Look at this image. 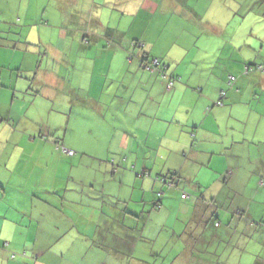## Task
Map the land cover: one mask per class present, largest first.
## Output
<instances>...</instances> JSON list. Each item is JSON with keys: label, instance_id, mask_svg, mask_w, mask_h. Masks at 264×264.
<instances>
[{"label": "crops", "instance_id": "crops-1", "mask_svg": "<svg viewBox=\"0 0 264 264\" xmlns=\"http://www.w3.org/2000/svg\"><path fill=\"white\" fill-rule=\"evenodd\" d=\"M16 1L17 7L12 5L10 10L0 6V18L6 19L9 14L12 24L21 27L16 40L24 42L8 41L25 44V49H28L25 39H29L33 29L38 28V38L42 43H48L50 36L47 37L46 34L47 41L44 42L45 31L42 28L45 27L48 33V28L51 27V35L52 28L58 27L57 23L80 24L92 10L84 8L89 0ZM47 1L54 6L47 5ZM165 1L166 5L161 0H116L121 9L126 10L132 6L138 11H144L145 16H154L160 8L165 13L171 12L180 19L184 16L190 21L188 35L185 37L187 42L181 44L176 41L174 45L183 48L189 46L190 52L197 49L196 60L201 56V48L209 49L211 56L202 63L203 68H190V82L188 70H181L180 67L173 66V63L164 61L167 65V78L173 67V73L178 77L173 85H166L169 90L167 92H177L181 87L189 89L181 83L188 82L192 89L200 93V100L189 102L184 109L174 108V113L169 115L164 109L161 111V106L153 105L151 110L145 112V115L150 116L148 121L135 125L131 132L122 130L114 136V144L118 140L121 147L119 153H124L117 155L123 156L122 164L126 167L119 164L121 161L116 157L112 161L104 157V165H97V169H94L97 166H92V174L86 176L88 174L82 168L77 169L74 164L77 152L68 165L64 164L66 153L54 149L55 153L52 155L45 154V151H50L44 147L39 149L40 153L37 155L39 164L5 169L4 173H8L7 175L12 176L16 172L19 185L25 187L26 192L19 190L18 195L31 202L35 201L37 205L28 213V224L22 226L25 229H20L12 236L14 238L3 236L10 229L0 231V264H152L153 262H148L152 257H155V264H264V255H261L264 252V212H256L248 219L243 218L241 216L244 210L239 209L240 206L235 209L232 202V206L228 207L229 203L224 200L228 197L224 189H231L229 196L237 197L241 196L239 191L240 186H243V194L251 187L252 199L264 203V142L257 145L246 136L250 132L251 123L257 120L258 124L254 127L256 136L260 124L264 122V45L254 28L258 25L264 27V12H258L250 0L234 1V5H230L228 0ZM167 5L171 8H167ZM239 12L244 14L243 17L237 15ZM230 17H235L233 22L225 24V18L229 21ZM142 21H139L136 28L142 27L143 30H134L132 34L119 28L117 31L110 29L107 33L93 34L91 38H82L77 31L70 33L69 43H78L84 50V58L88 60L85 68L72 63L70 70L78 69L76 77L88 75V79H91V71L96 67V63L91 62V57L97 62L99 57L106 58L109 50H113L112 60L119 57L122 58V67H135L138 81L157 82L154 74L159 72L151 74L152 72L144 69L140 57L143 54L148 59L155 57L162 61L161 58L152 56L146 48L149 43L148 30L157 31L158 27H152L151 23L147 25L146 20ZM250 22L253 27H249ZM101 28H98V33ZM24 29L30 30L24 32ZM60 37L67 39L68 33L64 34L62 30ZM131 38L140 40L142 44L145 42L139 57L130 56V49L133 50ZM101 41H104L102 45L108 44V47L101 45L98 54L88 55L89 50L94 49L95 44ZM154 41L155 38L151 39V43ZM83 43L88 44V48L83 47ZM1 44L3 45L2 39ZM39 53L43 56L47 54ZM101 53L104 54L100 56ZM204 65L209 67L204 68ZM248 65L252 69L247 71ZM231 75L236 78L232 84L229 82ZM39 76L43 78L42 74ZM44 81L37 79L31 87L39 91ZM110 83L111 78L107 74L100 88H108L107 94L118 93L120 83L112 88ZM227 85L230 87L227 88ZM47 86L51 87L49 83ZM82 87L76 85L74 92L76 93V89L81 92L91 88L84 84ZM223 90L226 91L223 105H216ZM75 97L82 99L80 96ZM93 101L99 102L96 98ZM167 122L179 125L168 127ZM201 132L205 134V138L201 137L199 141ZM22 136L27 141L30 140L24 134ZM141 140L144 143H140ZM195 140H198L197 144ZM137 145L140 148L137 151L148 152L149 159L143 158L140 162L138 157H132L135 156L133 153ZM32 157L30 154L28 158ZM44 158L48 159L43 160ZM53 159L55 163L50 166ZM217 164L218 168H211ZM193 168H206L218 173V177L215 176L211 184L204 185L189 174ZM206 174L208 175L207 171ZM99 176L103 178L101 191L97 184ZM167 176L165 182L163 179ZM183 177L185 183L181 180ZM85 180L90 181L87 187L82 185ZM169 181L177 187L181 182L187 185L190 181V191L193 193L190 196V206L197 205L203 218L202 225L191 236L188 225L190 213H187L189 208L169 199L165 184L175 186H170ZM124 187L132 192L129 197L122 194V191L118 199L112 198L111 191L122 190ZM180 193L183 198L185 193ZM187 198L188 196L183 199ZM157 202L162 204L159 209L155 208ZM247 208L248 211L252 209L250 206ZM234 209L241 210L239 218L233 212ZM119 215L122 216L121 220ZM180 219L183 221L182 225H179ZM258 219L261 224L255 222ZM242 220L245 225H241ZM118 224L121 233L117 228ZM166 229H170L171 233L164 242L167 244L164 252H176L173 257H163L164 253L161 255L160 249L147 243L158 235L157 238H161ZM197 242L202 244L204 252L194 247ZM249 244L253 247H249ZM196 252H199L197 258L194 257ZM12 253H17V256L12 258Z\"/></svg>", "mask_w": 264, "mask_h": 264}, {"label": "rangeland", "instance_id": "rangeland-1", "mask_svg": "<svg viewBox=\"0 0 264 264\" xmlns=\"http://www.w3.org/2000/svg\"><path fill=\"white\" fill-rule=\"evenodd\" d=\"M234 1L238 0H228L230 5H234ZM250 2L253 3L258 12H264V1L250 0ZM161 3L166 5L165 0H161ZM16 4V0H0V6H5L7 10H10L12 5L16 8ZM86 4L84 8L86 10L92 8V10L84 16V20L80 24H78L79 22H76L77 25L73 23L66 25L57 23L58 27L52 28L53 33L51 35V27L48 28V33L45 27L42 28L45 31L43 41H47V38H45L46 34L47 37L50 36L48 43H42V40L38 38V28L33 29L29 39H25V42L28 44V49L23 48L25 44L20 45L15 43V41L14 43L8 41V39L16 40L17 35L21 33V27L12 24L9 14L6 19L0 18V39L3 42V45H0V176H2L0 178V231L5 232L6 229H10L9 232L7 231L3 235L11 236L10 239L14 238L12 236L17 234L20 229H25L22 226H27L28 224L27 215L33 211V206L37 204L34 203L35 201L31 202V200L18 195L19 190L26 192L25 187H21L22 184L19 185L20 183L19 179H17L16 172L12 176L7 175L8 173H4L5 169H9L12 166L24 167L26 164L28 166L39 164L37 163V155L40 153L39 149L45 147L50 151H45V154L52 155L55 153L53 152L54 149H58L60 144L72 149L74 155L76 152L78 153V156L73 159L75 160L74 164L77 165V169L82 168L85 173H90V175L92 174L91 167L100 166V159H104V157L110 161L116 157L117 160L121 161L119 164L126 167V165L122 164L124 160L123 156L117 155L124 153H119V148L121 147L118 140L114 144V136H117L122 130H130L131 132L135 125H140L142 121H148L150 116L145 115V112L151 110L153 105L155 107L161 106V111L164 109L169 115L174 113V108L176 110L178 107L184 109L189 102L199 101L201 97L199 92L192 89L190 84L184 81L181 83L189 89L181 87L177 92L175 90L167 92L169 90L167 89L166 83H169L170 78L166 77L167 79H162L163 77L158 73L154 74L156 76H154L155 81L157 80V82L138 81L135 67H122V58L119 57H115L112 60L113 50H109L110 58L109 56L106 58L99 57L96 62L95 58L91 57V62L93 64L96 63L95 68H90L92 69L91 76H93L91 79H88V75L76 77L75 72L78 69L70 70V65L72 63L76 64V66L80 64L85 68L88 60L84 58V50L80 48L78 43L73 45L69 43L70 33L73 34L77 31L82 38H91L93 34L99 35L101 33H107L110 29L113 31L121 29V31L132 34L134 30L139 32L143 30L142 27L136 28V25L142 20L148 21L145 22L147 25L151 23L153 24L151 25L152 27H158L156 29L157 31L149 29L147 32L149 40V43L146 45L147 51L152 56L161 58L162 64H166L164 63L165 61L169 64L173 63V66H178L181 70H188L189 75L187 77L189 78V82L190 68L193 70L203 68L202 63L209 60L211 56L209 49L201 48L199 49L201 56L196 60L195 54L198 53L197 49L190 52L189 46L184 47V49L183 47L174 45L176 41L181 44L187 42L185 37L188 35L187 28H190V24H188L190 21L184 16L180 19L177 15L171 12L165 13L160 8L154 16L151 17V14L145 16L144 11H138V9L132 6L126 10L121 9L116 0L115 2L112 0H89ZM192 4L194 5L195 3L192 2ZM47 5L54 6L49 1H47ZM167 8L171 7L167 5ZM213 10L214 8L211 10L212 13ZM164 13L165 16H163ZM56 15L58 16V13ZM237 15L243 17L244 14L239 12ZM187 16L189 17L188 14ZM234 18L230 17L229 21L225 18V24L233 22ZM15 23L16 21L14 20ZM99 27L102 28L98 33ZM230 27L232 28L233 24ZM249 27H253L251 22L249 23ZM254 28L255 32L260 34L264 45V27H259L258 25ZM233 29H236V27ZM29 30L24 29V32H28ZM62 30L64 34L66 32L68 33L67 39L60 37ZM154 38L155 41L151 43V39ZM16 41L24 42L20 39ZM132 41L134 39L131 38V46L133 47ZM102 42L104 41L95 44V48L89 50L88 55L98 54V49L102 45ZM143 45H145L144 41ZM82 46L88 48V44L83 43ZM102 46L108 47V44H103ZM141 50L140 47H133V50L130 49L131 57H139ZM39 52L47 53L44 55L45 59ZM104 53H101L100 56ZM134 54H137V56H134ZM202 56L203 59H201ZM150 59L156 58L152 57ZM207 67L209 65H204V68ZM173 69L170 68L169 70L170 77L176 76L173 73ZM157 71L159 72V70ZM40 74L43 75V78L39 76ZM107 74L111 78L110 88L118 85V82L120 83L118 93L107 94L106 90L108 88L105 90L100 88L103 86ZM36 75L38 76L36 77ZM177 76H179L178 73ZM37 79L45 80L39 88V91L35 87H31ZM48 83L51 87L47 86ZM83 84L91 88L81 92L76 89L75 93V86L77 85L83 88ZM182 84H177V86H182ZM15 85L18 86L15 87ZM230 85H227V88ZM75 96H80L82 99L76 98ZM95 98L99 102H94L93 100ZM197 104L198 102L195 105ZM157 122L158 120L155 123ZM257 124V120L255 123H251L250 132L246 136L249 141H253L258 145L261 141L264 142V122L260 124L258 134L255 136L254 127ZM167 125L168 127H175L179 124L167 122ZM152 129L154 130L155 127H152ZM22 134L30 140L27 141ZM204 136L205 134L202 133L198 140L200 141L201 137L204 139ZM254 136L255 139H253ZM198 140H195L196 144ZM140 143H144V140H141ZM137 144L139 145V143ZM138 145L135 148V153H133L135 156L132 157H138L141 162V159L148 158L149 153L138 152L137 149H140ZM250 145L253 146L251 143ZM117 149L118 151H116ZM30 154L31 157L33 156L32 158H28ZM74 155L70 157L67 154L64 164H71ZM47 159L44 158L43 160ZM54 163L55 161L53 159L50 166H53ZM102 164L104 165V163ZM218 167L219 165L217 164L211 168ZM97 168L98 166L94 169ZM206 171L209 176L206 174ZM155 172H153L154 175L156 174ZM189 174H191L193 179H196L204 185L211 184L215 176L216 178L218 177V173H214L206 168L201 170L193 168ZM181 180L183 183L186 182L185 177ZM102 182L103 178L99 176L97 184L99 185L100 191ZM182 182L178 187L176 185L169 187L168 184H165V186L167 187V195L171 201L176 204L182 203L186 208H189L187 213H190V222H188V225L190 226L191 236L202 225L203 218L196 208L197 205L192 204L190 206V196L193 195L190 191V181H188L187 185H183ZM89 184L90 181L88 180L82 183L83 187H87ZM240 188L241 191H239V194L241 196L237 197H230L229 193H232V191L230 192L231 189H224L228 195L224 199L229 203L227 206H232V202H234L235 209L240 206L239 209L244 210L242 213L241 210L236 211L234 209L233 212L238 214L237 218L240 217V213H242L241 217L248 219L249 216L256 212H264V203H258V199L254 200L250 196L251 187L247 188L245 194H243V186H240ZM180 191L184 192L188 198L183 199ZM111 192L113 194L112 198L117 199L121 193L127 197L132 194L128 187ZM172 205L174 206V204ZM198 206H201V203H198ZM249 206L252 208L250 211L247 210ZM118 218L121 220L122 216L119 215ZM211 221L213 223V218ZM242 222L241 225H245L244 220ZM255 222L261 224L260 219L255 220ZM182 224L183 221L180 219L179 225ZM117 228L119 233H121L119 224ZM169 233H171L170 229H166L161 238H157L158 235L155 239H149L147 241V243L160 249L161 255L162 252L164 253L162 255L163 257H173L176 253H170L168 250L164 252V249L167 248V244L164 242L167 240ZM151 236L154 238V235ZM248 246L253 247L251 244ZM194 247L198 248L200 252L203 251V246L199 242ZM228 253H230V250H228ZM195 254L196 256L194 257L197 258L199 252ZM261 255H264V252ZM202 256L205 257V255ZM151 259V261H145L155 264V257Z\"/></svg>", "mask_w": 264, "mask_h": 264}, {"label": "trees", "instance_id": "trees-1", "mask_svg": "<svg viewBox=\"0 0 264 264\" xmlns=\"http://www.w3.org/2000/svg\"><path fill=\"white\" fill-rule=\"evenodd\" d=\"M133 42V47H140L141 49H144V47L145 46H143V44H142V42L140 41V40H134V41H132ZM129 52V51H128ZM129 53H131V52H129ZM137 56V54H134V56ZM130 56H131V54H130ZM140 59H142V60H140V61H142V63H141V66L144 68V69H146V70H148L149 72H152V73H154V72H156L157 70H159V75H161L163 78H166V77H168V74H167V72H166V68H167V65L166 64H162L161 63V61L159 60V59H148V58H146L145 57V55H143V54H141V57H140ZM249 68H251L252 69V67H250L249 65H248V69ZM248 71V70H247ZM170 78V81H169V86H170V83H174L175 81H177L178 80V77H169ZM236 79V78H235ZM235 81V80H234ZM234 81H231L230 79H229V82L232 84V83H234ZM173 85V84H172ZM226 97V91H221L220 92V96H219V98H218V100L215 102V104L216 105H223V100H224V98ZM58 149H60L63 153H66L65 155H70V156H73L74 155V151L72 150V149H69V148H67L66 146H64L63 144H60L59 146H58ZM104 162V159H100V164H102ZM86 174H88V175H86V176H90L89 174L90 173H86ZM172 176H174L175 175V173H170ZM165 177V176H164ZM170 177V176H169ZM171 178V177H170ZM166 179H168V176L165 178V179H163V180H166ZM172 179V178H171ZM165 182H167V180L165 181ZM169 184H170V186L172 185H175L172 181H169L168 182ZM185 195V197H186V194H184ZM184 196H183V198H185ZM161 206H162V204L160 203V202H157L156 204H155V208L156 209H159V208H161ZM217 224V223H216ZM25 254V253H24ZM17 256V253H12V255H11V257L12 258H15Z\"/></svg>", "mask_w": 264, "mask_h": 264}, {"label": "built area", "instance_id": "built-area-1", "mask_svg": "<svg viewBox=\"0 0 264 264\" xmlns=\"http://www.w3.org/2000/svg\"><path fill=\"white\" fill-rule=\"evenodd\" d=\"M247 70H249L248 68H247ZM230 80L231 81H234L235 80V77L233 76V75H231L230 76ZM173 84V82L172 83H170V86ZM0 122H1V119H0ZM184 197H185V195H183Z\"/></svg>", "mask_w": 264, "mask_h": 264}]
</instances>
